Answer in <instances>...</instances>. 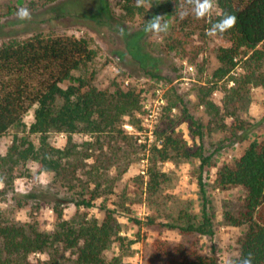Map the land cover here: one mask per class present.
<instances>
[{
  "label": "rangeland",
  "instance_id": "374dc122",
  "mask_svg": "<svg viewBox=\"0 0 264 264\" xmlns=\"http://www.w3.org/2000/svg\"><path fill=\"white\" fill-rule=\"evenodd\" d=\"M170 1L154 6L145 0V5L138 7L136 0H57L50 5H45V0H0V45L4 39H27L39 33L86 39L96 57L87 67L75 71L74 79L86 78L111 95L118 89L133 92L139 99L140 108L132 122L127 117L123 125L124 131L138 140V159L130 165L123 158L119 169L112 164L108 173V181H113L108 188L111 190H101L94 207H77L71 201L62 205L63 220L69 222L84 216L104 222L109 211L117 210L112 214L118 234L106 252L107 263L111 264H148L146 247L156 239L196 244L204 254L214 249L219 264L225 259L234 262L240 256L239 241L249 229L248 224L232 225L226 217L241 211L244 189L223 190L216 181L222 166L234 164L253 141L264 140V87L250 84L237 108L225 105L228 89L246 74L243 62L225 78L216 77L219 50L230 44L223 38L209 37L203 24L200 28L182 24L183 4ZM21 7L30 11V21L17 18ZM217 11L215 8L214 13ZM155 15L170 24L163 37L143 30ZM35 110L36 106L30 109L22 126L0 138L1 155L18 137L29 134ZM173 129L193 152L203 148L210 165L202 170L200 159L183 156L160 161L154 149L163 148L166 133ZM199 130L204 133L203 139L194 136ZM31 138L40 142L36 134ZM75 138L79 143L92 140L83 135ZM50 141L63 149L68 135L55 133ZM130 147L124 144L132 155ZM122 171L125 173L119 176ZM153 173L158 176L157 185ZM83 177L89 181L87 174ZM89 183L93 191L95 186ZM58 190L53 174L40 173L38 164L30 161L18 172L13 188L7 189L3 183L0 186V210L9 221L36 224L52 233L61 221L53 200ZM67 193L72 195L68 187L63 188L61 197ZM204 204L212 218L214 236L182 235L179 227L200 224ZM49 260V253L31 255L35 264Z\"/></svg>",
  "mask_w": 264,
  "mask_h": 264
},
{
  "label": "trees",
  "instance_id": "16d2710c",
  "mask_svg": "<svg viewBox=\"0 0 264 264\" xmlns=\"http://www.w3.org/2000/svg\"><path fill=\"white\" fill-rule=\"evenodd\" d=\"M56 1L45 0V5ZM146 1L158 6L167 0ZM175 1L178 6L183 4V0ZM216 2L218 11L212 17L213 22L225 13L236 17L235 26L222 37L230 45L219 50L220 67L215 76L223 79L243 62L246 74L235 87L228 89L225 101V105L237 108L250 84L264 87V0ZM181 22L195 28L203 24L204 31L211 27L192 15ZM133 48L138 46L133 45ZM95 57L89 41L76 37L39 33L27 39H4L0 45V138L22 126L26 114L36 106L29 134L18 137L6 154H0V182L7 189L13 188L18 172L30 161L37 163L39 172L52 173L58 184L53 200L61 220L56 230L49 233L36 224L9 221L0 210V264H35L31 261L34 253H49L50 260L39 261V264H111L107 263L106 252L118 234L112 214L117 210L109 211L104 222L85 216L69 222L63 220L62 209L64 201H71L77 207H94L101 190H111L108 188L113 181H108V173L112 164L116 163L119 169L120 161L127 158L131 165L141 150L138 140L123 129L126 118L130 117L132 122L135 111L140 108L137 95L121 89L111 95L86 78L73 77L75 71L87 67ZM189 119L193 121L192 116H188ZM55 133L68 135L66 148L51 143ZM34 134L39 137L38 144L31 138ZM76 135L92 140L79 143ZM194 136L203 139L204 133L194 131ZM125 143L133 149L132 155L124 148ZM153 154L160 161L177 156L198 158L202 170L210 165V157L203 148L193 152L174 129L166 133L163 148L155 147ZM91 159L93 162L89 163ZM122 172L119 176L125 173ZM84 174L88 175V182L84 181ZM157 177L153 173L154 185L159 184ZM89 182L95 186L93 191ZM216 183L223 190L241 187L245 191L241 211L237 215H226L234 226L249 225L247 234L239 241L240 256L234 264H242L249 257L251 264H264V140L253 141L234 164L222 166ZM201 186L204 191L203 183ZM66 187L72 195L67 193L61 197ZM136 222L141 224L139 219ZM179 228L182 235L214 236L207 204L203 206V219L198 226ZM145 260L148 264H219L214 249L204 254L196 244H172L162 239L146 247Z\"/></svg>",
  "mask_w": 264,
  "mask_h": 264
},
{
  "label": "clouds",
  "instance_id": "9594fccd",
  "mask_svg": "<svg viewBox=\"0 0 264 264\" xmlns=\"http://www.w3.org/2000/svg\"><path fill=\"white\" fill-rule=\"evenodd\" d=\"M138 7L145 5V0H136ZM217 7L216 0H183V11L180 13V18L183 19L188 15H192L196 20H203L211 25L207 30V35L214 38H222L224 34L229 32L236 23V17L225 13L223 17L216 22H213L212 17ZM16 16L20 21H30L32 15L26 7H21L17 10ZM170 29V24L161 15H155L152 19L146 21L144 32L151 34L154 37H163L167 35ZM120 34L123 35V29H120ZM2 186V182H0ZM223 264H234L231 259H225ZM242 264H251V257L242 261Z\"/></svg>",
  "mask_w": 264,
  "mask_h": 264
}]
</instances>
